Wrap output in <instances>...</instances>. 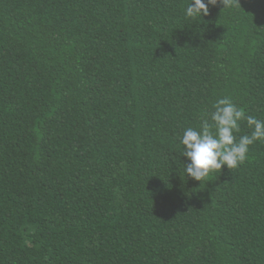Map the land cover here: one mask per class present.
<instances>
[{
	"label": "trees",
	"instance_id": "1",
	"mask_svg": "<svg viewBox=\"0 0 264 264\" xmlns=\"http://www.w3.org/2000/svg\"><path fill=\"white\" fill-rule=\"evenodd\" d=\"M238 2L0 0V264H264V142L203 184L180 143L225 96L264 120Z\"/></svg>",
	"mask_w": 264,
	"mask_h": 264
},
{
	"label": "clouds",
	"instance_id": "2",
	"mask_svg": "<svg viewBox=\"0 0 264 264\" xmlns=\"http://www.w3.org/2000/svg\"><path fill=\"white\" fill-rule=\"evenodd\" d=\"M223 5L224 10L240 5L238 0H189L184 9L186 19H197L209 14V6ZM210 121L207 115L201 117L197 128L187 127L180 138L183 146L182 157L187 177L203 184L210 175L226 166L229 170L239 168L248 158L250 146L258 141L264 142V120L246 115L231 98L225 96L213 104ZM246 121L250 134L237 138L240 122Z\"/></svg>",
	"mask_w": 264,
	"mask_h": 264
}]
</instances>
